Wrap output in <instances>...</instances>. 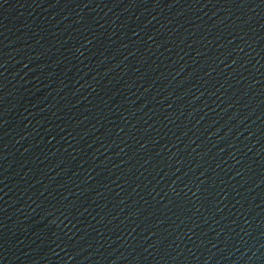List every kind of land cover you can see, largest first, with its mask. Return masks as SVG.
<instances>
[{
	"label": "water",
	"instance_id": "1",
	"mask_svg": "<svg viewBox=\"0 0 264 264\" xmlns=\"http://www.w3.org/2000/svg\"><path fill=\"white\" fill-rule=\"evenodd\" d=\"M0 264H264V0H0Z\"/></svg>",
	"mask_w": 264,
	"mask_h": 264
}]
</instances>
